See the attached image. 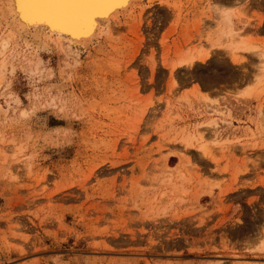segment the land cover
<instances>
[{
	"label": "rangeland",
	"instance_id": "374dc122",
	"mask_svg": "<svg viewBox=\"0 0 264 264\" xmlns=\"http://www.w3.org/2000/svg\"><path fill=\"white\" fill-rule=\"evenodd\" d=\"M142 3L78 64L0 56V264H264V0Z\"/></svg>",
	"mask_w": 264,
	"mask_h": 264
},
{
	"label": "bare ground",
	"instance_id": "6f19581e",
	"mask_svg": "<svg viewBox=\"0 0 264 264\" xmlns=\"http://www.w3.org/2000/svg\"><path fill=\"white\" fill-rule=\"evenodd\" d=\"M142 4V0H0V56L9 46L33 49L35 53L54 46L77 63L79 50H87L99 43L121 18L128 16L136 8H141ZM227 35L230 43L226 46L232 55L238 51H251L254 54L258 52L239 33L229 32ZM262 56L264 60V53ZM4 61H0V75L7 68L8 62ZM29 62L31 61L27 62V66ZM39 63L30 64L29 68L41 71ZM178 63L192 64L193 59L186 58ZM246 91L239 90L235 95L247 96ZM190 140L189 137L185 138L186 142ZM198 151L205 153V145L201 144Z\"/></svg>",
	"mask_w": 264,
	"mask_h": 264
},
{
	"label": "crops",
	"instance_id": "0c3cea01",
	"mask_svg": "<svg viewBox=\"0 0 264 264\" xmlns=\"http://www.w3.org/2000/svg\"><path fill=\"white\" fill-rule=\"evenodd\" d=\"M206 4H209L212 8L211 11L214 13L213 18H216L220 10H228L232 13V17H236L241 13L259 12L261 6L258 5L260 0H205ZM214 29V28H212ZM214 32V30H212ZM250 33L254 34V37L264 38V30L255 25H252L249 29ZM212 32V33H213ZM252 37V38H254ZM223 45V42H222ZM217 104H220L221 99H225L223 96H216Z\"/></svg>",
	"mask_w": 264,
	"mask_h": 264
}]
</instances>
